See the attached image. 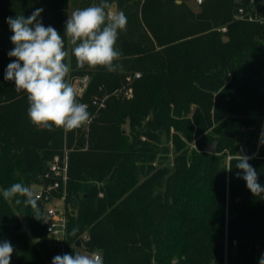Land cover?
Wrapping results in <instances>:
<instances>
[{"label": "trees", "instance_id": "obj_1", "mask_svg": "<svg viewBox=\"0 0 264 264\" xmlns=\"http://www.w3.org/2000/svg\"><path fill=\"white\" fill-rule=\"evenodd\" d=\"M116 1L127 17L116 43L123 71L79 68L65 37L66 80L91 75L78 102L109 95L87 132H65L33 125L27 94L4 74L15 59L7 18L42 8L37 19L63 36L70 0H0V241L14 247L10 264L62 255L45 221L2 191L16 182L33 191L65 149L64 252L87 236L82 247L99 250L104 264H256L264 196L250 192L235 165L241 148L255 154L249 163L264 186V0H203L196 9L187 0ZM38 204L44 220L46 204Z\"/></svg>", "mask_w": 264, "mask_h": 264}, {"label": "clouds", "instance_id": "obj_2", "mask_svg": "<svg viewBox=\"0 0 264 264\" xmlns=\"http://www.w3.org/2000/svg\"><path fill=\"white\" fill-rule=\"evenodd\" d=\"M42 11V8L36 9L27 18L23 15L7 18L14 45L8 56L15 59L7 65L4 79L13 81L17 92L27 94V114L33 125L48 131L63 129L69 132L89 123L91 114L86 104L78 102L75 88L66 80L70 67L65 63L69 55L65 50V37L73 46L72 55L79 68L103 67L109 73L123 71V65L115 63L122 55L116 43L119 33L126 30L127 17L118 10L115 0H99V3L72 11L62 36L56 28L45 27L37 19ZM253 158L255 154L249 156L241 148L236 154L235 166L241 170L237 177L246 182L254 196H264V186L258 182L257 171L249 163ZM2 195L5 201L30 207L32 216L44 221L39 195L29 186L16 182L3 189ZM78 231L74 226L69 235L75 236ZM13 252L10 241H0V264H10ZM52 264H104V261L99 250L75 251L74 255H56ZM259 264H264V253Z\"/></svg>", "mask_w": 264, "mask_h": 264}, {"label": "built area", "instance_id": "obj_3", "mask_svg": "<svg viewBox=\"0 0 264 264\" xmlns=\"http://www.w3.org/2000/svg\"><path fill=\"white\" fill-rule=\"evenodd\" d=\"M197 5L202 4L203 0H194ZM244 13L243 8L238 9V14ZM250 19L253 17L250 16ZM264 23V18H261ZM136 77H140V73H136ZM91 81L89 73L82 75H75L70 79V83L77 92V97H82L86 92L88 85ZM126 98H131L133 91L131 87L123 88L119 91ZM109 95H95L91 97V103H84L90 107V104L95 107L93 113H91V120L89 123L77 128L82 131H88L90 124L92 123L96 112L106 107ZM69 180V159L68 149H65L63 155H56L52 161L47 165V168L39 183L34 186V194L39 195V200L45 202L44 209V221L46 224L47 237L50 241L59 246L64 251V241L66 237L67 229V217H66V195L67 185ZM88 237L84 236L81 241L85 243ZM82 243V246H83ZM90 252V251H89ZM91 253V252H90Z\"/></svg>", "mask_w": 264, "mask_h": 264}, {"label": "rangeland", "instance_id": "obj_4", "mask_svg": "<svg viewBox=\"0 0 264 264\" xmlns=\"http://www.w3.org/2000/svg\"><path fill=\"white\" fill-rule=\"evenodd\" d=\"M91 1H94L95 3H97L98 1L97 0H70V3H69V9H68V13H69V15H71V13H72V11H74L75 9H78V8H84V7H87V6H89V5H91L92 4V2ZM188 1V3L193 7V8H197V4L195 3V1L194 0H187ZM118 10L119 11H122V9L121 8H118ZM261 13L262 12H259L258 14H260L261 15ZM257 14V15H258ZM86 73H89V72H86ZM136 73H139V72H135L133 75H131V76H129L128 78H127V81H128V84H127V86H130L129 85V83H131L132 82V80L134 79V78H139V77H136ZM90 74V73H89ZM91 76V75H90ZM72 77H70L69 79H68V82L70 83V79H71ZM126 86V87H127ZM124 98H126V97H124ZM264 118V117H263ZM129 123L127 122L126 123V131H129V125H128ZM262 134H264V119H263V121H262V124H261V130H260V141H259V145L262 143L261 141L264 139V135H262ZM195 141H196V139L192 142V147H195ZM173 146H172V144H171V148H172ZM56 247L59 249V251H60V253L63 255V254H65V253H68V254H72V255H74L75 254V251H78V252H81V253H90L88 250H86L85 249V247H76L75 245H71L70 246V248H69V250L67 251V252H64V251H62V249L59 247V246H57L56 245ZM262 253H264V251H261V250H259L258 251V253H257V256H256V264H259V259H260V257H261V254ZM227 264H235V262H230V261H227Z\"/></svg>", "mask_w": 264, "mask_h": 264}, {"label": "water", "instance_id": "obj_5", "mask_svg": "<svg viewBox=\"0 0 264 264\" xmlns=\"http://www.w3.org/2000/svg\"><path fill=\"white\" fill-rule=\"evenodd\" d=\"M115 3H116V5H117V8H118V2L115 0ZM229 38L227 37V36H225L224 38H223V40L224 41H227ZM207 149H208V151H215V150H217L216 149V142H213L211 145H209V146H207ZM82 241H81V239H78L76 242H75V246L76 247H82Z\"/></svg>", "mask_w": 264, "mask_h": 264}]
</instances>
